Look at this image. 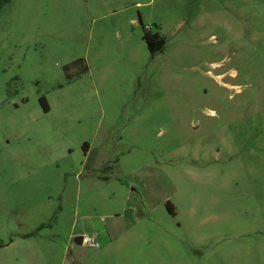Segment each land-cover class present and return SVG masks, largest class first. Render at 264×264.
Instances as JSON below:
<instances>
[{
	"label": "rangeland",
	"instance_id": "1",
	"mask_svg": "<svg viewBox=\"0 0 264 264\" xmlns=\"http://www.w3.org/2000/svg\"><path fill=\"white\" fill-rule=\"evenodd\" d=\"M0 264H264V0H10Z\"/></svg>",
	"mask_w": 264,
	"mask_h": 264
},
{
	"label": "trees",
	"instance_id": "2",
	"mask_svg": "<svg viewBox=\"0 0 264 264\" xmlns=\"http://www.w3.org/2000/svg\"><path fill=\"white\" fill-rule=\"evenodd\" d=\"M9 3H10V0H0V12L3 9V7L8 5ZM143 41L145 42L146 47L149 51V54L152 57L157 54L162 53L164 50L165 39L158 33L150 34L148 31H144ZM44 108L47 111V108L46 107ZM76 242L80 244L78 238L76 239Z\"/></svg>",
	"mask_w": 264,
	"mask_h": 264
},
{
	"label": "built area",
	"instance_id": "3",
	"mask_svg": "<svg viewBox=\"0 0 264 264\" xmlns=\"http://www.w3.org/2000/svg\"><path fill=\"white\" fill-rule=\"evenodd\" d=\"M78 239L81 245L89 246L95 249L99 248V244L92 236L84 235L80 236Z\"/></svg>",
	"mask_w": 264,
	"mask_h": 264
},
{
	"label": "flooded vegetation",
	"instance_id": "4",
	"mask_svg": "<svg viewBox=\"0 0 264 264\" xmlns=\"http://www.w3.org/2000/svg\"><path fill=\"white\" fill-rule=\"evenodd\" d=\"M145 31H148L147 29ZM149 32V31H148Z\"/></svg>",
	"mask_w": 264,
	"mask_h": 264
}]
</instances>
